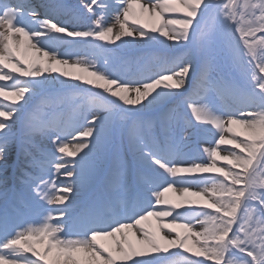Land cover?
<instances>
[{
  "label": "snow or ice",
  "instance_id": "obj_1",
  "mask_svg": "<svg viewBox=\"0 0 264 264\" xmlns=\"http://www.w3.org/2000/svg\"><path fill=\"white\" fill-rule=\"evenodd\" d=\"M0 185V264H264V0H0Z\"/></svg>",
  "mask_w": 264,
  "mask_h": 264
},
{
  "label": "rangeland",
  "instance_id": "obj_2",
  "mask_svg": "<svg viewBox=\"0 0 264 264\" xmlns=\"http://www.w3.org/2000/svg\"><path fill=\"white\" fill-rule=\"evenodd\" d=\"M80 0H66V4L68 6L71 7H77L79 5ZM31 3L33 5H41L39 3V0H31ZM43 3V1H42ZM43 9H40V13H41V17L43 16ZM73 47L78 50L80 52V54L82 56H86L88 55L90 49L88 48V46L80 44V45H73ZM90 58V57H89ZM73 59H75V57H73ZM200 100V96H198L195 92H192L191 95H187L182 98L177 100L175 103L177 104L178 108H179V116H180V120H181V124H183L184 122L188 121V120H193V118L191 117L190 114V109L187 107V102H195V101H199ZM229 103H231V101H229ZM62 109H58V111H61ZM156 113L153 111H149L145 114V118H152L155 119L156 117ZM193 122L195 123V121L193 120ZM173 123L175 124V121H173ZM212 132H215V129H212ZM184 135L186 137H188V143L190 144L193 152L195 153L199 148L204 147V146H208V142L211 141L213 139V136L211 135V133H204V134H200L199 132L197 133H193L192 129H188L187 131L184 132ZM218 138V137H217ZM117 143L120 144V153L119 156H117L115 150H113L111 159L107 162V168L109 170V172L112 171V169L114 168H118L119 165L121 164V162H132L134 161V155L131 152V150H127L126 149V145H127V135L126 133L123 134V136H118L117 137ZM50 147V145H49ZM224 147H231V146H221V148ZM225 154V153H224ZM15 154H13V159H14ZM219 164H224L225 162L223 161H218ZM47 178V177H46ZM107 179V176H105L104 180L102 181V183ZM61 181L64 180L63 177L60 178ZM195 190H199L197 188L193 189ZM5 189L2 185H0V204L3 202V193H4ZM25 196L28 199H31V193L25 192ZM79 203V202H78Z\"/></svg>",
  "mask_w": 264,
  "mask_h": 264
},
{
  "label": "bare ground",
  "instance_id": "obj_3",
  "mask_svg": "<svg viewBox=\"0 0 264 264\" xmlns=\"http://www.w3.org/2000/svg\"><path fill=\"white\" fill-rule=\"evenodd\" d=\"M42 1H43V3H42ZM61 2L62 3H64V4H66V0H61ZM39 3L42 5V4H47V3H49V0H39ZM233 128H234V131H239V128L237 127V126H233ZM227 135V134H226ZM222 146H227V145H222ZM228 146H230V145H228ZM222 155L224 154L223 152L221 153ZM14 158H15V156H14ZM176 193H173V192H169L168 193V196H169V198H172V199H175V197H176ZM80 199H81V197H77V199H76V201H74V203H78L79 201H80ZM190 199H195L194 197H190ZM3 204H4V200H3V202L0 204V208H2L3 207ZM150 221L152 222V223H155V221H154V219L153 218H150Z\"/></svg>",
  "mask_w": 264,
  "mask_h": 264
}]
</instances>
